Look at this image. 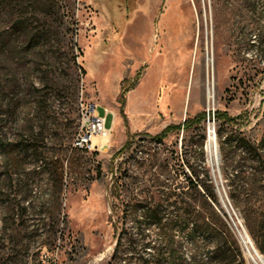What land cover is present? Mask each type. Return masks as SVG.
<instances>
[{
  "label": "rangeland",
  "instance_id": "374dc122",
  "mask_svg": "<svg viewBox=\"0 0 264 264\" xmlns=\"http://www.w3.org/2000/svg\"><path fill=\"white\" fill-rule=\"evenodd\" d=\"M82 102L115 115L101 151L72 145ZM216 111L264 148V0H0V264H108L115 227L139 220L123 201L181 212L196 174L213 179L235 235L226 264H253L245 239L264 256V179L230 197L217 132L231 126Z\"/></svg>",
  "mask_w": 264,
  "mask_h": 264
},
{
  "label": "trees",
  "instance_id": "16d2710c",
  "mask_svg": "<svg viewBox=\"0 0 264 264\" xmlns=\"http://www.w3.org/2000/svg\"><path fill=\"white\" fill-rule=\"evenodd\" d=\"M128 89L123 87V99ZM206 116L202 112L183 124L168 125L153 139L163 140L174 128L188 131ZM214 118L230 126L236 120L226 111H216ZM217 134L222 178L230 197L235 202L245 195L253 197L257 183L264 179V148L233 126L226 131L219 129ZM188 180L196 203L191 205L185 201L186 207L181 212L174 210L167 215L163 204H153L152 198L139 201L134 208L123 201V218L136 214L139 220L135 223V232L125 225L120 229L115 227L116 244L108 264H226L231 254L236 260L232 248L236 238L225 219L213 179L209 174L206 179L196 174V179L189 177ZM149 228L155 230L154 239H145L152 235L147 233ZM184 241L190 245V254L184 253Z\"/></svg>",
  "mask_w": 264,
  "mask_h": 264
},
{
  "label": "built area",
  "instance_id": "2783aa9c",
  "mask_svg": "<svg viewBox=\"0 0 264 264\" xmlns=\"http://www.w3.org/2000/svg\"><path fill=\"white\" fill-rule=\"evenodd\" d=\"M98 104L82 102L80 106V125L76 131L72 145L74 148L86 151H101L109 146L115 125L113 117L108 124L109 111L100 114ZM109 141H105V139Z\"/></svg>",
  "mask_w": 264,
  "mask_h": 264
},
{
  "label": "bare ground",
  "instance_id": "6f19581e",
  "mask_svg": "<svg viewBox=\"0 0 264 264\" xmlns=\"http://www.w3.org/2000/svg\"><path fill=\"white\" fill-rule=\"evenodd\" d=\"M210 62L208 61V87H207V103L209 106L213 105L212 102H213V91H212V75H211V71H210ZM195 74V73H194ZM211 130H212V126L210 127ZM105 141H109V139H105ZM211 145L210 147H213L214 151H215V154L217 153V144L215 142V139H214V135L212 133V131L210 132V144ZM208 147V146H207ZM211 149V148H210ZM210 151V150H209ZM214 153V152H213ZM211 156V155H210ZM215 158V156H214ZM248 247L247 248V251H248V256L251 258V261L253 264H264V256L260 255L258 253L257 250H255V248L251 247V244L250 242L248 241V237L247 239H245ZM245 248V249H246ZM253 248V250H252ZM246 251V252H247ZM253 253V254H252Z\"/></svg>",
  "mask_w": 264,
  "mask_h": 264
},
{
  "label": "water",
  "instance_id": "95a60500",
  "mask_svg": "<svg viewBox=\"0 0 264 264\" xmlns=\"http://www.w3.org/2000/svg\"><path fill=\"white\" fill-rule=\"evenodd\" d=\"M213 135H214V139H215V142H216V133H215V131H213ZM240 235H241L242 239H244V237H243V235L241 233H240Z\"/></svg>",
  "mask_w": 264,
  "mask_h": 264
},
{
  "label": "crops",
  "instance_id": "0c3cea01",
  "mask_svg": "<svg viewBox=\"0 0 264 264\" xmlns=\"http://www.w3.org/2000/svg\"><path fill=\"white\" fill-rule=\"evenodd\" d=\"M109 115H112V119H113V117L115 118V115L113 114V112H111V111H109ZM116 119V118H115ZM111 124V123H110ZM115 124H116V121H115Z\"/></svg>",
  "mask_w": 264,
  "mask_h": 264
}]
</instances>
